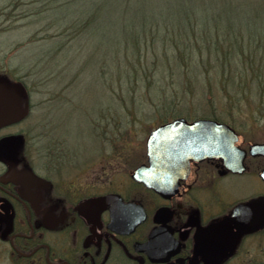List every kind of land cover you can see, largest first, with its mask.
Segmentation results:
<instances>
[{
  "label": "rangeland",
  "instance_id": "1",
  "mask_svg": "<svg viewBox=\"0 0 264 264\" xmlns=\"http://www.w3.org/2000/svg\"><path fill=\"white\" fill-rule=\"evenodd\" d=\"M191 29L218 41L219 61L194 71L181 61L182 41L207 44ZM228 39L243 44L229 53L235 67ZM0 67L17 114L30 99V122L44 127L35 138H61L80 172L131 170L149 132L177 117L229 123L245 147L264 142V0H0Z\"/></svg>",
  "mask_w": 264,
  "mask_h": 264
},
{
  "label": "flooded vegetation",
  "instance_id": "2",
  "mask_svg": "<svg viewBox=\"0 0 264 264\" xmlns=\"http://www.w3.org/2000/svg\"><path fill=\"white\" fill-rule=\"evenodd\" d=\"M4 76L0 264H264V155H250L229 123L246 150L243 169L191 159L163 195L132 178L146 154L131 170L80 172L61 138L39 142L44 127L30 122V99L18 115Z\"/></svg>",
  "mask_w": 264,
  "mask_h": 264
},
{
  "label": "water",
  "instance_id": "3",
  "mask_svg": "<svg viewBox=\"0 0 264 264\" xmlns=\"http://www.w3.org/2000/svg\"><path fill=\"white\" fill-rule=\"evenodd\" d=\"M235 130L224 122L177 117L153 128L145 141L147 164L139 165L132 178L160 194L178 172L186 173L189 160L217 157L230 170H242L246 150L235 145ZM250 155H264V142L250 144ZM264 179V172L262 174Z\"/></svg>",
  "mask_w": 264,
  "mask_h": 264
},
{
  "label": "trees",
  "instance_id": "4",
  "mask_svg": "<svg viewBox=\"0 0 264 264\" xmlns=\"http://www.w3.org/2000/svg\"><path fill=\"white\" fill-rule=\"evenodd\" d=\"M191 32H192V35H195V36L198 35V37L200 39V42L203 41V42H205L207 44H200V46L195 48L189 43V41H186V40L182 41L183 48H182V51L179 50V54H180L179 58H181V56H182L181 61H184L186 64H188V66L191 67L192 70L193 69L196 70L197 67H200L201 65H204V63H203L204 60H206V61H211L212 60L214 62V61H217L216 59H218V61H219L220 58L218 57V55H216V54H215L216 56L215 55L214 56L211 55L212 52H214V51L217 52L216 49H217L218 41H215V39H214V37L212 35H207L206 37H204V36H202L200 34H197L196 30H192L191 29ZM195 36H194V38L198 39ZM200 36H202V37H200ZM207 39L210 40V41H207ZM237 41L238 40L231 41L230 39H228L229 43L226 44V49L227 50L225 51V54H226L225 58L227 60H229L228 65H234V67L237 66V64H233V62L229 59L228 56H229V53L231 52V50L235 48L236 44H237L238 48H241V45H243L242 43H239ZM205 49L207 51V55H206V57H202V55H204L203 51ZM197 56H198V58H197ZM174 61L176 62V60H174ZM222 65H224V64H222ZM218 66H219V63H218ZM242 68H243L242 73H245L246 66L242 67ZM260 71H261V67H258L254 71L255 75L253 77L254 78L257 77L259 79V77L261 76ZM252 80H253V78H252ZM252 80H250V81H252ZM259 81H260L259 83H262L261 80H259ZM239 98H242V97H238L237 95H228L227 98H226L227 99L226 101L228 102L227 104H231V105L237 104Z\"/></svg>",
  "mask_w": 264,
  "mask_h": 264
}]
</instances>
